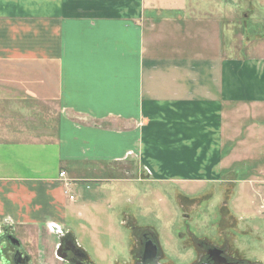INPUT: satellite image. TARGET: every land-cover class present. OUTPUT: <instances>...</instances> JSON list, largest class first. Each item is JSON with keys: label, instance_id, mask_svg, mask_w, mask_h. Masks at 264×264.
I'll use <instances>...</instances> for the list:
<instances>
[{"label": "crops", "instance_id": "crops-1", "mask_svg": "<svg viewBox=\"0 0 264 264\" xmlns=\"http://www.w3.org/2000/svg\"><path fill=\"white\" fill-rule=\"evenodd\" d=\"M184 2L0 0V227L57 238L75 183L123 164L224 183L262 157L264 61Z\"/></svg>", "mask_w": 264, "mask_h": 264}, {"label": "rangeland", "instance_id": "rangeland-1", "mask_svg": "<svg viewBox=\"0 0 264 264\" xmlns=\"http://www.w3.org/2000/svg\"><path fill=\"white\" fill-rule=\"evenodd\" d=\"M184 4L208 7L218 25L219 19L226 21L216 35L224 32L233 60L264 61V0ZM201 12L193 15L203 23ZM257 144L262 157H247L256 160L247 169L233 165L224 183L156 182L128 164L107 170L111 181L75 183L72 195L79 202L68 204L66 232L57 238L49 237L47 229L41 238L37 229L14 232L17 249L0 232V264H12L9 253L15 250L27 258L24 264H70L57 256L63 237L88 264H134L137 240L145 233L158 244L160 264H196L202 243L225 249L241 263L264 264V138Z\"/></svg>", "mask_w": 264, "mask_h": 264}, {"label": "flooded vegetation", "instance_id": "flooded-vegetation-1", "mask_svg": "<svg viewBox=\"0 0 264 264\" xmlns=\"http://www.w3.org/2000/svg\"><path fill=\"white\" fill-rule=\"evenodd\" d=\"M0 232L4 233V238L8 240L11 244H14V241L16 239L14 238V234L8 230V228H5V226L0 227ZM67 237H63L60 245V255L65 258L70 264H88L85 260V255L79 251L75 245L72 243V241L67 240ZM150 242L156 246V258L159 262V248L158 244L151 234H142V236L137 240V249L134 251L135 255L133 257L134 264H142V257L145 250V247L150 245ZM4 244V243H3ZM15 245V244H14ZM16 245V249H17ZM136 246V245H135ZM202 253L200 254V257H198V261L196 264H212L213 258H223L225 260V264H245L241 263L239 260L233 258V256L229 255L227 251L220 247H213L210 245H207L205 243L199 244ZM13 251V250H12ZM9 253V252H7ZM10 254V260L12 264H22L26 259L24 256L21 255L19 250L13 251V253Z\"/></svg>", "mask_w": 264, "mask_h": 264}, {"label": "water", "instance_id": "water-1", "mask_svg": "<svg viewBox=\"0 0 264 264\" xmlns=\"http://www.w3.org/2000/svg\"><path fill=\"white\" fill-rule=\"evenodd\" d=\"M59 234V233H58ZM61 236V234H59V237ZM15 245L19 246L18 241H14ZM60 246V245H59ZM60 247L57 249V256L62 257V255H60ZM26 260L24 262H22V264L27 262V258H25ZM225 260L223 258H213V263L212 264H225ZM142 264H160L158 262V259L156 258V246L153 245L150 242V245L145 247L144 253H143V257H142Z\"/></svg>", "mask_w": 264, "mask_h": 264}, {"label": "built area", "instance_id": "built-area-1", "mask_svg": "<svg viewBox=\"0 0 264 264\" xmlns=\"http://www.w3.org/2000/svg\"><path fill=\"white\" fill-rule=\"evenodd\" d=\"M59 178H63L65 176L64 172H60L59 173ZM70 201H73L74 200V196L73 195H69V198H68Z\"/></svg>", "mask_w": 264, "mask_h": 264}]
</instances>
